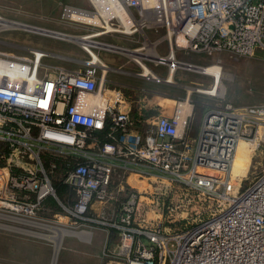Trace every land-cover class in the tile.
<instances>
[{"label":"built area","instance_id":"2783aa9c","mask_svg":"<svg viewBox=\"0 0 264 264\" xmlns=\"http://www.w3.org/2000/svg\"><path fill=\"white\" fill-rule=\"evenodd\" d=\"M108 1L115 10L101 13L105 29L142 36L136 47L142 52L154 44V53L131 57L135 71L101 58L93 62L91 55L76 68L48 66L45 49L0 46V207L17 219L60 210L64 220L94 221L91 207L107 197L117 169L165 177L210 195L215 209L185 227L170 229L145 218L141 225L140 191L123 184L124 196L108 223L118 237L110 251L115 257L124 264H264V170L244 185L231 173L238 143L264 140V104L222 100L205 113L193 138L191 92L171 115L132 113L127 85L111 78L114 72L148 77L147 66L163 79L184 66L207 65L184 62L178 51H264V0ZM150 33L160 35L152 40ZM162 43L166 53L158 49ZM151 63L166 67V74ZM206 94L222 97L216 90ZM60 185L67 187L62 195Z\"/></svg>","mask_w":264,"mask_h":264},{"label":"rangeland","instance_id":"374dc122","mask_svg":"<svg viewBox=\"0 0 264 264\" xmlns=\"http://www.w3.org/2000/svg\"><path fill=\"white\" fill-rule=\"evenodd\" d=\"M68 9L94 14L97 21L86 19L89 16L71 18L67 16ZM101 13L95 0H0V18L8 20L7 22L0 19V24L4 26L0 28V46L14 51L26 50L27 46L42 48L50 52L45 58L48 66L76 68L91 54L85 49L81 39L76 40L72 36L90 35L92 40L118 47H92L99 58L112 67L121 65L126 71L137 70L139 67L132 60V56L119 48H136L144 38L105 29L104 16ZM23 22L30 26L22 27L20 24ZM159 35L160 33H150L149 37L154 40ZM158 49L161 53L167 52L165 43ZM177 55L184 62L217 64L226 74L222 79L223 89L222 84L220 88L222 97H211L191 90L190 98L194 103V110L190 134L193 138L198 135L199 125L205 113L222 100L245 106L264 104V51L247 56L229 51H218L210 56L178 51ZM151 66L161 76L166 74V67L154 66L152 63ZM128 76L117 72L111 74L112 79L127 85V97L131 95L134 98L132 93L135 91L139 95L142 93L140 98H136L140 101V108H132V113L155 115H171L177 101L183 100L189 94V87H208L213 82L210 75L187 69L186 66L178 70L173 82L163 81L164 77L158 80ZM126 106L128 107V104ZM248 143L249 145L240 143L236 154L237 165L231 172L233 179L243 180V185L264 170V140H260L259 144ZM147 176L131 170L117 169L107 197L91 207L94 221L75 217L64 220L58 210L57 214L45 211L40 215L41 219H31L44 226L32 225L11 217L10 211L0 207V264H124L123 259L110 252L117 246L118 237L108 225L114 219L119 201L124 196L121 189L123 184L132 185L140 191L136 222L141 225H144V221L140 222V219L145 218L149 221L162 220L170 229L185 227L209 217L216 207V201L208 194L187 189L177 181L165 177L164 180H155ZM46 225L74 231L83 230L88 235H64L54 259V242L44 236L54 232L45 227Z\"/></svg>","mask_w":264,"mask_h":264},{"label":"bare ground","instance_id":"6f19581e","mask_svg":"<svg viewBox=\"0 0 264 264\" xmlns=\"http://www.w3.org/2000/svg\"><path fill=\"white\" fill-rule=\"evenodd\" d=\"M95 1L97 2L98 7H99L101 12L114 9V6L109 4L108 0H95ZM94 4H95V2H94ZM67 12H68L67 16H69V17L71 16V18H73V17L77 18L78 16H89V18L86 17V19H89V21H91V20L97 21V19L95 18V15L91 14V13L85 14L84 11H79V10H74V9H68ZM0 19L8 22V20H5L3 18H0ZM20 25L21 26H25L26 23H21ZM72 38H74L76 40L81 39V43L85 45V49L88 50L89 53L91 54V58H92L93 62H99L100 58L94 52L92 47H104V46L105 47H109L110 46V48H114V49L118 48L116 46H112V45H108V44H105V43H102V42H99V41L92 40V39H90V35H85V36H81V37H73L72 36ZM144 47L146 48L147 52H142L140 50V48H135V49L119 48V49L125 50L126 54H128L129 56H132V57L134 56L133 58H136V59H140L142 56H144V55H146L148 53L149 54L154 53V50H153L154 44L153 43L148 42L146 45H144ZM194 68H195V70H197L199 72H202V73L209 74V75L213 76V85L210 86L209 88H207V87L203 88L202 90H200V92L205 93V94L206 93L210 94V92L212 90H216L217 92H220L221 84H222V89H223V80L222 79H223V77L226 76V74L221 71L219 66H217L215 64H210V65H204L203 67H194ZM145 72L148 75V77L161 80L160 78L155 77L154 75H152V70L149 67H147V66L145 67ZM163 81H165V82H173L174 81V76L172 74H169V76H167ZM218 86H220V87L217 88ZM207 89H209V90H207ZM188 90H189L188 93H190V92H192L191 90H193V89L189 87ZM197 91H198V89H197ZM184 109L186 110L187 107L184 106ZM241 142H245L247 145H249L248 141H246V140H241L238 143L236 151H235V154H234V157H233V161H232V171H234V169L236 168V165H237V156H236V154L238 152V147H239ZM36 224L39 225V226H44V225H41L40 223H36ZM45 227L51 228L53 230V232H54V234H52V235H49V234L48 235H44V236L48 237L49 239L53 240V242H54V245H55L54 259L56 258V254L58 252V249L60 248V243L62 241V237L65 234H70V233H73V234H77L78 233L79 234V233H82V232H78V231H74V230H69V229H66V228L62 229V228H59V227H52V226H49V225H46ZM83 233L86 234L85 231ZM39 235H43V234L39 233Z\"/></svg>","mask_w":264,"mask_h":264},{"label":"crops","instance_id":"0c3cea01","mask_svg":"<svg viewBox=\"0 0 264 264\" xmlns=\"http://www.w3.org/2000/svg\"><path fill=\"white\" fill-rule=\"evenodd\" d=\"M116 67H122L121 65L119 66H116ZM130 71V70H129ZM135 71V70H134ZM120 73H122V74H125V75H129L128 77H132V76H134V77H139V76H136V75H134V74H130V73H123V72H120ZM138 86V85H137ZM136 85H135V87H137ZM134 87V88H135ZM140 89H142V87H140ZM142 91V90H141ZM142 95V93L139 95L136 91L134 92V93H132V96L134 97V102H133V105H131L132 107L131 108H134V109H139L140 107V105L141 104H139L140 103V101H137L136 100V98L137 97H139L140 98V96ZM144 98V97H143ZM136 101L138 102L137 104H136ZM200 126V125H199ZM199 130H200V128H199ZM199 132V131H198ZM15 219V218H14ZM20 220V219H19ZM22 221H24V222H27V223H29V224H32V225H37L36 223H40V222H36L35 220H23V219H21ZM41 224V223H40ZM42 225V224H41ZM25 230V229H24ZM70 230V229H69ZM78 232H82V233H77V234H74V235H78V236H80V237H84V236H86V235H88V233L86 232V234L85 233H83L84 231L82 230V231H78ZM70 234H73V233H70ZM66 235V234H65ZM102 238V237H101ZM99 239V235H98V237H97V240Z\"/></svg>","mask_w":264,"mask_h":264},{"label":"trees","instance_id":"16d2710c","mask_svg":"<svg viewBox=\"0 0 264 264\" xmlns=\"http://www.w3.org/2000/svg\"><path fill=\"white\" fill-rule=\"evenodd\" d=\"M66 189H67L66 186L60 185L58 187V193L62 195V194H64L66 192Z\"/></svg>","mask_w":264,"mask_h":264}]
</instances>
